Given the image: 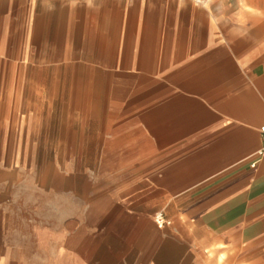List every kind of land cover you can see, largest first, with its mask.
I'll return each instance as SVG.
<instances>
[{"label": "crops", "instance_id": "crops-1", "mask_svg": "<svg viewBox=\"0 0 264 264\" xmlns=\"http://www.w3.org/2000/svg\"><path fill=\"white\" fill-rule=\"evenodd\" d=\"M26 1L0 0L2 39L16 44L2 47L48 41L41 19L58 16L68 33H92L98 65L142 82L152 202L172 223L159 231L120 207L114 264H264V157L250 166L264 125V0H46L32 30ZM42 231L54 239L0 187V264H26Z\"/></svg>", "mask_w": 264, "mask_h": 264}, {"label": "rangeland", "instance_id": "rangeland-1", "mask_svg": "<svg viewBox=\"0 0 264 264\" xmlns=\"http://www.w3.org/2000/svg\"><path fill=\"white\" fill-rule=\"evenodd\" d=\"M43 2H24L23 28L33 29ZM41 20L49 40L22 43L36 49L2 47L16 44L4 42L0 26V187L54 233L51 240L40 232L26 264H114L120 207L150 215L159 231L172 223L152 202L147 170L157 161L145 158L150 131L140 128L141 98L134 99L142 82L98 65L92 33H68L58 16ZM157 213L170 223L159 227Z\"/></svg>", "mask_w": 264, "mask_h": 264}, {"label": "built area", "instance_id": "built-area-1", "mask_svg": "<svg viewBox=\"0 0 264 264\" xmlns=\"http://www.w3.org/2000/svg\"><path fill=\"white\" fill-rule=\"evenodd\" d=\"M259 133L261 135L262 144L260 148L253 154V160L250 163L251 167H255L258 161L264 157V125L259 127ZM155 222L159 227H163L166 224H169L170 221L167 220L162 213H157L155 216Z\"/></svg>", "mask_w": 264, "mask_h": 264}, {"label": "bare ground", "instance_id": "bare-ground-1", "mask_svg": "<svg viewBox=\"0 0 264 264\" xmlns=\"http://www.w3.org/2000/svg\"><path fill=\"white\" fill-rule=\"evenodd\" d=\"M24 48H31V49H36V47H33V46H31V47H28V45H27V47H23L22 49H24ZM81 85H83V81H81V79H76V82H75V84H74V87L77 89V90H80V88H81ZM151 128H152V130L153 131H156V133H157V131H158V127H159V124H148Z\"/></svg>", "mask_w": 264, "mask_h": 264}]
</instances>
